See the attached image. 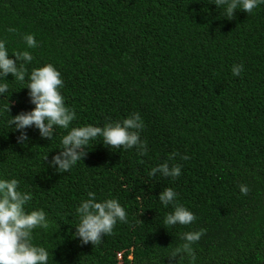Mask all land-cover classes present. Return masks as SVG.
I'll use <instances>...</instances> for the list:
<instances>
[{
    "label": "trees",
    "instance_id": "obj_1",
    "mask_svg": "<svg viewBox=\"0 0 264 264\" xmlns=\"http://www.w3.org/2000/svg\"><path fill=\"white\" fill-rule=\"evenodd\" d=\"M214 2L0 0V38L10 58L29 51L28 72L54 65L64 103L75 112L69 129L55 127L51 140L28 127L27 141L18 143L4 109L14 116L34 105L27 76L20 82L6 75L0 178L31 193L26 211L45 212L49 227L33 229L31 242L48 250V264H264V4L251 13L234 10L229 19ZM25 33L37 47H27ZM234 64L243 65L238 76ZM133 112L144 123V154L135 146L111 148L98 136L68 171L49 166L71 127H103ZM165 161L179 164L181 174L149 176ZM165 187L194 221L164 223L173 208L158 200ZM89 191L98 201L117 199L127 215L96 244L74 235L76 207ZM201 228L194 261L168 258L184 232Z\"/></svg>",
    "mask_w": 264,
    "mask_h": 264
},
{
    "label": "clouds",
    "instance_id": "obj_2",
    "mask_svg": "<svg viewBox=\"0 0 264 264\" xmlns=\"http://www.w3.org/2000/svg\"><path fill=\"white\" fill-rule=\"evenodd\" d=\"M217 8L223 9V15L229 19L233 17L234 10H243L251 13L254 8L264 4V0H215ZM8 32H15L14 27H9ZM28 48L37 47V41L33 34L25 33L22 37ZM13 58L9 56L6 41L0 38V95L7 93L9 84L5 79L11 73L14 80L24 82L27 76L26 86L29 101L33 108L29 111H21L18 114L9 115V107L4 109L7 113L6 125L9 129L19 131L17 142H26L28 137L24 131L28 127H35L41 138L52 139L55 127L69 129L70 122L75 118V112L64 103L60 89L63 87L59 71L51 63L33 68L28 72L25 63L33 57L27 50L13 51ZM24 63L18 65V61ZM242 64H234L231 72L234 76L240 75ZM144 128L143 120L138 112H133L122 121L107 122L103 127L86 124L79 127H71L60 140L61 150L52 156L49 163L55 171H68L78 161L86 156V148L91 140L102 137V143L111 148L123 147L125 149L136 147L139 154L146 152V142L140 138V132ZM174 154L169 155V160ZM46 158V157H45ZM185 155L182 159H187ZM159 173L164 177H178L181 174V166L167 161L158 164L149 171V176ZM242 194L247 193V186L240 185ZM88 198L82 200L76 207L79 222L75 226L74 235L81 243H99L102 236L110 234L118 221L127 222L125 208L115 198L96 200L95 193L89 191ZM177 193L171 187H165L158 194L160 203L167 207L173 205L172 211L165 218L166 225H188L195 219L192 211L184 205L176 202ZM30 192L18 190V181L14 178H0V264H48V250L31 242L32 230L39 227L47 229L49 221L42 209L25 210L26 202L31 200ZM201 228L198 231L184 232L180 239L183 241L172 249L168 258L172 260L177 256L187 254L195 260L192 244L198 241L204 233Z\"/></svg>",
    "mask_w": 264,
    "mask_h": 264
}]
</instances>
